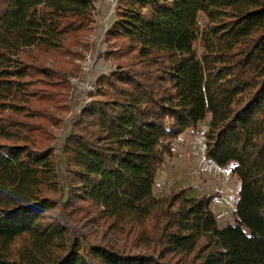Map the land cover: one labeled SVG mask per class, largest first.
<instances>
[{
    "label": "trees",
    "instance_id": "16d2710c",
    "mask_svg": "<svg viewBox=\"0 0 264 264\" xmlns=\"http://www.w3.org/2000/svg\"><path fill=\"white\" fill-rule=\"evenodd\" d=\"M95 1L0 0V264H264V0L118 1L116 67L68 134L62 205L68 223L96 212L137 249L85 254L49 216V126L69 87L55 59L79 54ZM208 116L205 155L241 183L224 228L214 194L154 193L174 141Z\"/></svg>",
    "mask_w": 264,
    "mask_h": 264
},
{
    "label": "rangeland",
    "instance_id": "374dc122",
    "mask_svg": "<svg viewBox=\"0 0 264 264\" xmlns=\"http://www.w3.org/2000/svg\"><path fill=\"white\" fill-rule=\"evenodd\" d=\"M119 0H96L92 9V29L85 36L83 45L71 44V47L78 49L79 54L61 55L57 54L56 64L60 67L62 74H67L69 82L68 91L64 106L56 109L58 124H51L53 139L50 142L53 149L58 172V188L52 190L49 195L58 201L57 207L49 213L51 218H58L67 228L68 236L78 239L84 247V253L90 244H103L114 246L121 250L133 251L137 248L131 245V236H126L125 232H115L109 228L96 212H92L93 220L88 221V217L78 216L76 224L67 222V217L63 213V202L68 195V177L66 172V156L64 147L68 134L72 131L74 124L79 118L77 106L71 98L72 77L81 76V65L88 53L98 56V63L107 65V70H101L98 66L94 73L95 81L103 72L108 73L116 67V55L112 53L116 48L108 41L107 33L112 25ZM116 4V7L114 6ZM203 23L205 18L201 16ZM96 90V89H95ZM95 92V91H94ZM85 106H88L93 98ZM210 116L203 121L197 130L184 132L179 139L174 141V154L167 157L163 167L159 170L154 187L155 195L169 193L173 190L186 189L190 196L215 197L211 202V208L216 214L218 226L224 228L229 224H235V209L238 200L240 181L232 172L234 163L225 166L218 165L214 160L208 159L205 155V142L202 131L207 128ZM90 222V223H89ZM19 241L16 246L20 244ZM87 256V255H86ZM88 257V256H87ZM2 258V256H1ZM93 264H98L92 260Z\"/></svg>",
    "mask_w": 264,
    "mask_h": 264
},
{
    "label": "built area",
    "instance_id": "2783aa9c",
    "mask_svg": "<svg viewBox=\"0 0 264 264\" xmlns=\"http://www.w3.org/2000/svg\"><path fill=\"white\" fill-rule=\"evenodd\" d=\"M98 65V56L88 53L81 65V76L72 77L71 98L77 106V114H81L83 108L91 100V94L96 89L94 73Z\"/></svg>",
    "mask_w": 264,
    "mask_h": 264
},
{
    "label": "crops",
    "instance_id": "0c3cea01",
    "mask_svg": "<svg viewBox=\"0 0 264 264\" xmlns=\"http://www.w3.org/2000/svg\"><path fill=\"white\" fill-rule=\"evenodd\" d=\"M101 70H107V65L105 63L99 62L97 65ZM104 73V72H103ZM106 73V72H105ZM209 117V116H208Z\"/></svg>",
    "mask_w": 264,
    "mask_h": 264
},
{
    "label": "water",
    "instance_id": "95a60500",
    "mask_svg": "<svg viewBox=\"0 0 264 264\" xmlns=\"http://www.w3.org/2000/svg\"><path fill=\"white\" fill-rule=\"evenodd\" d=\"M114 6L116 7V4H114Z\"/></svg>",
    "mask_w": 264,
    "mask_h": 264
}]
</instances>
